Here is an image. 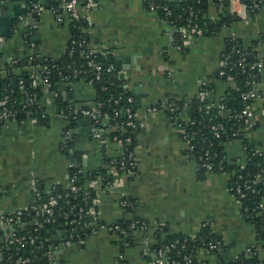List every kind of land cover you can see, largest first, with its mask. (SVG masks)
I'll list each match as a JSON object with an SVG mask.
<instances>
[{
	"label": "crops",
	"instance_id": "0c3cea01",
	"mask_svg": "<svg viewBox=\"0 0 264 264\" xmlns=\"http://www.w3.org/2000/svg\"><path fill=\"white\" fill-rule=\"evenodd\" d=\"M208 10L216 21L220 9L210 3ZM0 11V36L4 38L0 45L1 74L5 73L7 58L22 59L34 51L58 61L65 52L71 21L66 13L62 14V21L46 10L35 16L31 48L26 39L29 24L25 21V4L4 0ZM89 17L83 29L88 35V46L110 52L137 105V168L126 176L111 167L113 179L118 181L111 192H100L103 188L97 182L94 209L98 224L84 239H61L55 243L54 260L57 264H114L117 260L138 264L143 259L142 250L155 244L153 232L157 228L194 235L206 225L224 246L220 247V257L225 261L235 259L256 241L240 202L229 190L231 174L199 171L186 154L174 123L163 111L147 113L145 109L167 98L191 99L203 82L210 83L207 99L217 103L228 88L234 87V82L215 76L225 40L238 38L246 45L256 41L263 68L257 85L260 96L252 102L254 125L246 137L253 148L264 152V6L253 16L238 17L210 35L194 37L186 43L179 40L174 26L145 7L144 0H101L100 7L91 11ZM65 86L61 84L57 91L44 88L40 102L48 113L47 119L0 123V229L4 240L10 230L3 217L33 208L38 203L35 192L39 185L47 192L67 187L73 159L94 170L123 151L119 143L108 137L109 131L95 138L88 118H70L68 110L57 109L55 99L66 100ZM68 92L73 98L71 105H92L94 91L90 84L71 83ZM221 113L227 116L226 112ZM223 147L228 159L238 164L245 162L246 148L241 139L227 140ZM123 198L130 202L129 211L121 205ZM132 218L146 222L147 228L132 229L121 238L113 225ZM197 258L205 264L220 261L204 249L197 251ZM0 264H16L4 260L2 247Z\"/></svg>",
	"mask_w": 264,
	"mask_h": 264
},
{
	"label": "trees",
	"instance_id": "16d2710c",
	"mask_svg": "<svg viewBox=\"0 0 264 264\" xmlns=\"http://www.w3.org/2000/svg\"><path fill=\"white\" fill-rule=\"evenodd\" d=\"M217 3V0H213ZM159 6L167 5L171 11L168 20L172 22L171 25L178 27L188 22L189 11H193L196 16L192 18V22L198 24L203 35H210L217 31V28L222 25H228L238 17L231 14L226 0L223 2L217 20H213L209 16L208 6L211 3L209 0H155ZM58 1L45 0L44 5L51 7L56 5ZM247 6V13L253 16L258 10L252 9V1L244 0ZM25 11H29V0H25ZM261 6H264V0ZM158 13L163 17L162 9ZM164 18V17H163ZM191 24V23H190ZM70 37L68 47H73L72 52L69 49L65 51L58 61H53L50 58L43 57L44 60L32 61V64L44 63L51 67V72L48 74L50 86L47 87L49 91H57L61 84L66 85L65 91L66 100L59 98L55 99L57 109L67 110L72 102V95L68 92V86L71 83L92 81V88L94 91V98L92 103H101L100 111L108 118L104 128H112L117 126L116 130H107L108 137L112 140L113 137L121 140V146L126 151L134 150L137 145V135L139 128L132 129L126 126L125 108H130L132 112H136L137 105L134 102H128L127 98L131 96L127 89V81L121 78L115 66L114 57L108 51H95L92 54L88 52V35L83 31L87 26V22L83 20L70 21ZM33 35L26 36L29 41ZM85 43H82V42ZM257 42H252L246 45L238 38H230L225 40L223 53L227 54L228 65L224 66V75L222 80L229 79L234 82V87L228 88L224 97L218 101L227 111V116H222L218 107H206L208 101L201 100L198 95L191 99H173L167 98V103L174 102L175 106L172 111L166 110V114L171 117V122L174 125L180 126L188 132L192 138L193 144L192 156L198 163L199 171L204 172L203 163H212L213 173H230L231 179L229 187H234L237 183L245 184L261 174L264 169V152L258 151L248 142L246 135L240 130L245 126L244 117L241 115V110L244 103L241 99V93L249 89L247 81L259 79V75L252 78L256 73L251 66L260 57L256 49ZM232 50H240L244 53V67L233 66V63L238 58ZM86 52V53H85ZM221 52V53H222ZM85 53V54H82ZM88 59L97 62L101 67V74L99 79L95 78V71L86 65ZM114 65V70L108 72V64ZM27 57L16 59L14 64L7 63L5 66V73H0V98L7 95L8 102L18 110L17 118L24 117V110L29 109L33 115L37 113V106L41 104L44 87L43 85L32 86L29 78ZM68 65L70 67L68 68ZM231 66V67H230ZM78 67L83 70L77 78H72L71 69ZM61 75H70L68 81L62 79ZM4 75V76H3ZM216 77L220 78L218 73ZM19 78L23 79L22 86H19ZM15 82L13 84L12 82ZM202 89L207 91L210 88V83L203 82ZM28 94L36 95V104L30 107L25 106V98ZM44 108V107H43ZM42 109V108H41ZM68 112V111H67ZM69 114V112H68ZM70 115V114H69ZM71 118V116H70ZM1 123V121H0ZM220 125L221 129L218 132L213 130L214 126ZM240 133L238 136H233V133ZM130 138L126 142V138ZM239 138L246 148V159L244 169L238 167V163L227 158L223 143L227 140ZM113 141V140H112ZM115 142V141H113ZM117 143V142H116ZM67 145V144H66ZM68 148V145L66 146ZM208 151V154L205 153ZM111 166L109 162L98 169H86L82 166L79 159L74 161L69 169L68 186L65 188L56 187L49 192L44 191L42 185H39L41 193L38 203L45 202L50 195H59L57 204L54 206L53 220L46 222L44 216L36 215L32 210H25L17 219L9 223L10 234L15 236L31 235L36 238L34 244H26L18 248L16 244H9L7 240L1 238L2 230L0 229V247L3 249L4 260L16 261L19 257H28L37 264L47 263V253L52 252L53 245L63 239L64 241H77L84 239L90 234L92 227L98 224L97 220L90 215H87L88 208L92 205V200L97 194V182L102 188L113 180ZM121 172V171H119ZM233 172H235L233 174ZM240 175L241 178H238ZM96 181L95 187H90V183ZM74 185L78 188L76 192H72L70 187ZM84 197H86L84 199ZM264 197V183L259 182L251 186L246 191V196L239 200L241 205V212L244 219L251 225L254 231L255 243L249 247V250H244L235 259L225 261L220 257L219 250H213L211 254L219 258V264H264V211H252L258 202ZM82 208V212L79 209ZM129 211L130 207L124 208ZM246 209V212H245ZM136 219H122L116 222L120 226L118 234L121 238L127 233H131L132 229L129 225ZM155 236V244L150 248L149 254L143 256V259L153 263L155 256L151 250L159 247H168L167 254L172 258L181 261L183 256L190 255L192 264H205L200 262L197 258V251L205 249L208 242L211 240H219L214 234L210 232L209 226H203L194 235H187L181 233H171L166 227H159L153 232ZM224 246H221V249Z\"/></svg>",
	"mask_w": 264,
	"mask_h": 264
},
{
	"label": "built area",
	"instance_id": "2783aa9c",
	"mask_svg": "<svg viewBox=\"0 0 264 264\" xmlns=\"http://www.w3.org/2000/svg\"><path fill=\"white\" fill-rule=\"evenodd\" d=\"M4 0H0V5L2 4ZM16 1H21L23 3H25V0H16ZM58 1V3L56 5H52L51 7H46L44 5L45 0H29L30 3V9L27 13L26 16V20L28 25V36L31 35V30L33 29V27L35 26L34 24V20L33 18H35V16L40 15L42 12L49 11L51 12L55 18L58 21H62V14L66 13L69 17V19L71 21H79V20H83L86 22L90 21V12L93 10H96L100 7L101 5V0H55ZM211 2V4H213L216 8L220 9L222 7V4L225 0H217V3L214 2L213 0H209ZM252 1V9L254 10H259L262 6L261 4L263 3V0H250ZM145 2V7L152 11V12H156L158 13L159 9H162L164 12V19L167 23H169L170 25L172 24L171 21L168 20V17L171 15V11L168 8L167 5H163V6H159L156 4L155 0H144ZM226 2H228V7H229V11L231 14H234L235 16L239 17V18H243L245 19L246 16L248 15L247 13V6L244 3V0H226ZM189 18H188V22L184 25H180L178 27H175L176 32L178 33V38L182 43H186L189 40H191L194 37H200L203 35L201 29L198 28V24L196 22H192V18H195L196 14L193 11H189ZM191 23V24H190ZM173 26V25H172ZM234 39V38H232ZM4 42V38L2 36H0V45ZM31 46V48L34 47L33 43H31L30 41L28 42ZM82 43H85L84 41ZM67 49H69V53L72 52L73 47H68L66 48L65 51H67ZM96 50L88 47V52L86 54V57L88 54H92L94 53ZM232 52H235L237 54V60L233 63V66H238L243 68L244 67V53L241 52L240 50H232ZM86 53V52H85ZM82 53V54H85ZM227 54L225 53H221L220 55V64H219V68L217 70V73L219 75V77L221 78L224 75V70H222V68L226 65H228V61H227ZM34 60H38V61H42L44 60L43 56L32 51L28 56H27V62L28 64V69H29V78L31 79V84L32 86H36V85H43L44 88H47L50 86V82L48 80V74L51 72V67L53 66H49L48 64H44V63H37V64H32V61ZM7 63L10 64H14L16 62L15 58H7L6 59ZM86 65L90 68H92L95 71V78L99 79L100 74H101V70L102 67L95 61L88 59L86 62ZM70 67V65H68V68ZM231 67V66H230ZM252 69L256 70V73H254L252 75V78H254L255 76H257V74L259 75L262 68H263V63H262V59L259 57L257 59V61L251 66ZM114 65L108 64L107 66V71H113ZM83 70H81L78 67H73L71 69V76L72 78H77L80 74H82ZM170 73V72H169ZM58 74L60 76L61 75V71H58ZM119 74V72H118ZM121 78H123L124 80L126 79L125 77H122L121 75H119ZM70 78V75H64L62 77V79L64 81H68ZM93 79H90L88 82H86L87 84H92ZM228 81H231L230 79ZM19 86H22L23 84V79L19 78L18 83ZM204 83H200L199 86V91H198V96L201 100H206L207 101V91H204L202 89ZM248 84L249 89L245 92L241 93V99L244 103V107L241 110V115L244 117V124L245 126L240 130L241 132H243L246 136L247 134L251 131V129L253 128V106H252V102L254 100H256L257 98H259V93L257 90V85H258V79L257 81L252 80V81H247L246 85ZM128 102H132L133 98L130 96L127 98ZM36 104V95L35 94H28L26 95L25 98V106L26 107H30L32 105ZM101 103H92L91 106H87V107H77L74 105H70L69 108L67 109L69 111V114L72 118H76V117H86L88 118L93 126H94V132H93V136L95 138H101L103 136V132H106L107 130H116L117 126H113L112 128H104V125L106 124L108 118L106 116H104L101 111H100V107H101ZM175 106L174 102H170L167 103V99L165 100H161L159 101L157 104H155L152 107H147L145 109V112L150 113L153 112L155 110H160L163 111L166 114V110L172 111L173 108ZM216 106L218 107V109H220V113L221 112H225L227 111L220 103H214L212 101H207L206 103V107H213ZM42 108V109H41ZM125 113H126V126L132 128V129H136L139 127L140 123L138 122V120L136 119V112H132L131 109L125 108ZM17 114H18V110L13 107L12 104H10L8 102V97L7 95H4L0 98V121H9V120H17ZM24 117H22L21 119H27V120H33V121H40V120H45L48 117V113L45 110V108H43L42 104H39L37 106V113L33 115L32 111L29 109L24 110ZM166 116L171 119L170 116H168L166 114ZM179 133V135L181 136L182 140L185 143L186 146V154L195 161V163L198 165V163L196 162V159L192 156L191 152H193V144L191 142L192 138L190 136V134L188 132H186L185 129H183L180 124L174 125ZM221 129L220 125L214 126L213 130L215 132H218V130ZM240 133L235 132L233 133V136H238ZM113 141L121 144V140L117 139L116 137H113L112 139ZM130 138H126L125 141L129 142ZM208 154V151L205 153V155ZM109 164L111 167L117 168L119 171L123 172V174H125L126 176H130L132 174H134L136 168H137V163L135 160V155H134V150L132 151H126L125 148H123V151L121 153L120 156L115 157V158H111L109 160ZM244 164H239V170L244 169ZM202 166L205 168L206 171L212 172L213 170V165L212 163L208 162V163H203ZM235 172H233L234 174ZM238 178H241L240 175H237ZM95 182L96 181H92L90 183V187H95ZM259 182L264 183V169L261 170V174L257 175L254 179L250 180L249 182L245 183V184H239L237 183L234 187H229L230 192L235 196V198H237V200L239 201L240 199L244 198L246 196V191L249 190L251 188V186L258 184ZM118 181L117 179H113L112 181L108 182L104 188L100 191V192H111L113 191L116 187H117ZM72 192H76L78 190V188L74 185H71L70 187ZM99 193V192H98ZM36 197L38 198V200L40 199V191L36 190L35 192ZM60 196L59 195H50L48 196L47 200L45 202L42 203H37L35 206H33V208L29 209L32 210L36 215H40V216H44L45 217V221H51L53 220V216H54V206L57 204L58 198ZM86 197H84L85 199ZM97 195L95 196V198L92 200V205L88 208V211L86 212L87 215L93 216L95 218L96 214H95V209H94V205L97 203ZM86 200V199H85ZM121 205L125 208L126 206L130 207V202L128 200H126L125 198H123L121 200ZM264 197L263 199L258 202V204L252 208V211H257V212H263L264 210ZM25 210L28 209H22V210H17L15 211V213L3 217L4 220L7 223H11L13 222L15 219H17ZM80 212H82V208L79 209ZM246 212V209H245ZM148 226V224L144 221L141 220H134L130 223L129 228L130 229H139V230H144L146 229ZM113 228L115 231H120V226L118 224L113 225ZM124 238V237H123ZM7 241L9 244H16L19 247L21 246H25L26 244H34L36 241V238L34 236L31 235H22V236H15L13 233H11L8 238ZM221 247V241L220 240H211L208 242L207 247L204 249L207 253H211L213 250H220ZM249 250V249H248ZM142 255L146 256L147 254H149L150 252V248H144L142 250ZM152 254L155 256L154 262L150 263L144 259H142V261H140L138 264H192V259L190 255H185L183 256L182 260H176L174 258H172L170 255L167 254L168 252V247H159V248H154L153 250H151ZM16 264H37L34 261H32L30 258L28 257H19L16 259ZM46 264H57L56 261L54 260L53 256H52V252H48L47 253V263ZM114 264H125L122 261H115Z\"/></svg>",
	"mask_w": 264,
	"mask_h": 264
},
{
	"label": "water",
	"instance_id": "95a60500",
	"mask_svg": "<svg viewBox=\"0 0 264 264\" xmlns=\"http://www.w3.org/2000/svg\"><path fill=\"white\" fill-rule=\"evenodd\" d=\"M66 1H68V0H66ZM0 13H3V11H0ZM4 24H6V25H7V24H8V22H4ZM12 83H13V84H15V82H14V81H13Z\"/></svg>",
	"mask_w": 264,
	"mask_h": 264
}]
</instances>
